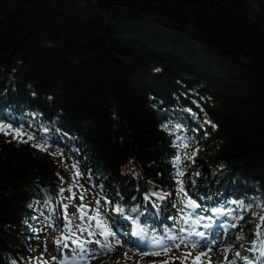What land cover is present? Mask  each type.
<instances>
[{"label": "trees", "instance_id": "1", "mask_svg": "<svg viewBox=\"0 0 264 264\" xmlns=\"http://www.w3.org/2000/svg\"><path fill=\"white\" fill-rule=\"evenodd\" d=\"M0 122L35 135L0 134V264L41 257L46 220L65 229L70 160L121 239L80 264H191L185 249L198 247L137 251L128 217L160 232L192 210L172 161L193 152L182 179L194 216L231 211L215 245L264 264L248 251L264 209V0H0ZM45 135L47 151L31 146Z\"/></svg>", "mask_w": 264, "mask_h": 264}, {"label": "snow or ice", "instance_id": "2", "mask_svg": "<svg viewBox=\"0 0 264 264\" xmlns=\"http://www.w3.org/2000/svg\"><path fill=\"white\" fill-rule=\"evenodd\" d=\"M156 71H159V69H157ZM187 111L191 112V109H188ZM34 115H37V114H34ZM170 122L171 121H169V123ZM56 123L57 121H53L52 122L53 126ZM169 123L162 124V128L167 131L169 128ZM207 123L211 124V121H207ZM182 126H183L182 124L177 123L174 126V128L180 129L182 128ZM212 126L213 128L215 127V125H212ZM29 127H31V125H29ZM49 132H50L49 127L47 126L43 127V133L48 134ZM55 132L57 134H60L61 139H64L68 135L67 133H60V129H55ZM0 134H4L6 136L11 135L12 139L16 140L18 143H30L31 141L35 139L34 134L23 130V124H20L19 127L13 129L11 123L5 124V123L0 122ZM205 135H207V133H205ZM42 139L44 140V144L35 143V144H31V146L38 148L42 151H47V146L49 145V140L51 139V137L48 135H45L42 137ZM177 139L179 140L182 138L177 137ZM175 146L177 148H180V147L187 148L188 144L187 143H184L183 145L177 144ZM72 151H78V149H72ZM49 154L53 156L59 155L63 157V152L59 150L55 153H49ZM194 156H195L194 152L191 154L185 153V157H187L189 160H193ZM61 163L64 164L65 168L68 167V165L63 161V159L61 160ZM172 164L174 168L176 169V176L181 178L178 180V183L180 185L179 191L183 194L182 202L185 204L186 207H190L193 209L199 208L200 205L196 202V200L189 197L188 193L184 189V186H183L184 181L182 177L185 175V172L184 170H182L181 156L177 155L175 159L172 161ZM71 167L74 170V172L71 175V179L77 181L76 186L82 189V186H80L78 183V178L82 176V173L79 169V164L73 163ZM57 175L59 176V174ZM193 175L199 176L200 173L196 172ZM60 180L62 182L63 177H60ZM192 183L195 184V180H193ZM65 190H66L65 187H59V192H65ZM67 190L71 192V196L68 197V199L76 198V193L72 192L71 185L67 187ZM84 191L86 190L82 189L79 195V199L82 202L84 200ZM96 203L99 204L100 201H96ZM107 203H111V201H107ZM233 203H236V201H233ZM240 206L250 207V205H247V206L244 205L243 201H240ZM29 207H31V205H29ZM63 208L66 210L68 208V205L64 204ZM77 208H78V211L80 212L79 219L83 221L87 218L88 221L95 222L96 227L100 231L93 232V231H90L88 228L81 227L80 225H76L74 229L71 224V221L69 220V222L64 225V227L67 229V234L62 233L61 237L54 239V244H56L58 247L62 249H70L75 255L80 256L82 258H87L89 260L94 258L93 255L89 254L90 253L89 245H93V244L97 245L98 250L101 252L112 251L115 245L108 238L109 237L116 238V232L110 230L107 227L106 221L100 218L99 210H97L95 214L89 215L86 211V209L88 208V205L81 203L80 205H77ZM114 211L119 214L124 213V209L119 206H116L114 208ZM132 211H136V209H133ZM211 211L215 213L221 212V210L217 208H213L211 209ZM253 215L255 216L256 214L253 213ZM65 219H67V217H65ZM128 219L131 220L132 218L129 216ZM202 219H205V218L198 217L193 223L199 224ZM207 219L210 220L211 218L208 217ZM240 219H243V217H240ZM25 223H27V221H25ZM184 223L185 224L188 223L187 218L184 219ZM205 227L210 228L211 225L210 224L205 225ZM222 227H224L226 230L228 227L227 223L222 225ZM231 227H236V224H232ZM29 228L31 231L35 233V229L31 225L29 226ZM178 231L179 233H185L187 232V229L180 228ZM169 232H171V230H169ZM192 234L193 233H189L188 236H182L178 234H168L161 238L152 237L151 239H149L148 233L145 230L141 229L133 233V235L137 237V240L132 243H134V246L137 248V251L139 250L141 246L147 249V251L143 253L144 255H148V254L167 255V252L170 248L179 249L182 245L186 248L190 247L193 250L196 249L197 247H205L207 251L198 253L192 259V262H191V264H203V258L208 257V253L211 252L212 246H214V244L216 243V236H218V234H216V236H212V238L210 239L209 236L212 235L211 233L206 235L204 232H194V235L198 237V239L195 242L189 243L190 237ZM97 236L101 237L102 239L95 238ZM255 237L256 239L250 242L252 246L248 248V251L255 254L252 258L253 261H262L264 260V216L259 217V223L257 224V232L255 233ZM238 238H243V237H238ZM115 242L116 244L121 243L118 239H116ZM92 251H95V250H92ZM125 255L127 256V253H125ZM191 255H192V252H188L186 254V257L191 256ZM236 256L239 257L240 254L236 253ZM225 259L227 260V256H225ZM241 259L248 261V264H252V261H249L248 257H241ZM52 260L56 261L57 257H52ZM13 264H17V261L13 260ZM29 264H50V262L44 260L43 254H42L41 257L33 258V260L29 261ZM59 264H69V261L67 259L61 258L59 260ZM163 264H171V262L164 261ZM181 264H183V261H181ZM229 264H235V260L230 261Z\"/></svg>", "mask_w": 264, "mask_h": 264}, {"label": "rangeland", "instance_id": "3", "mask_svg": "<svg viewBox=\"0 0 264 264\" xmlns=\"http://www.w3.org/2000/svg\"><path fill=\"white\" fill-rule=\"evenodd\" d=\"M41 144H44V141L40 140ZM182 159V165L184 164L185 161V156L182 155L181 156ZM73 163L70 160V165L69 167H71ZM77 183V181H76ZM78 183L80 186H82L84 191V200L83 202L79 199V195L81 192V188L77 187L76 184L75 185H71L72 186V192L76 193V198L74 199H68V197L71 196V192H69L66 188L65 192H63V194L59 197V205H61L63 207L64 204L68 205V208L65 210L63 208V215L64 217L62 219L65 220V224H67L69 222V220L71 221V224L73 226V228L75 229L76 225H80L81 227L84 228H88L90 231L93 232H99L100 230L96 227L95 222H90L87 220V218L85 220H80L79 216H80V212L78 211L77 205H80L81 203H84L86 205H88V208L86 209L87 213L89 215H93L96 213L97 210H99L100 213V218H102L103 220L106 221L107 227L116 232V238H112L109 237L108 239L111 240L113 242V244L115 245L112 251H107V252H101L98 250V246L93 244V245H89V249H90V255H97L100 254L102 256L104 255H108L111 254L114 250H116L118 248L119 244H116V239H118L121 242L120 236H119V232L116 228H114L113 224L109 221L106 211L103 209V207L101 206V204H97L96 201H99L98 197L95 196L93 194L92 191H90V188L81 183L80 179L78 178ZM193 210V209H192ZM192 210H187L184 213H180L177 214L176 216H174L173 220L170 222H166V224L164 225L162 231L158 232H153L149 229H145V227H140L138 226V224L134 221V218H132L131 220H129L130 222H134V226L135 228L138 229H142L145 230L148 233L149 239H151L152 237L155 238H161L164 237L168 234H178V235H182V236H188L189 233H193L190 237V241L191 242H195L198 237H196L194 235V232H204L206 235H208L209 233H211L212 235L209 236V238L211 239L212 236H216L218 229L217 228H224L222 227V225L225 224L224 220L225 218L230 215L232 212H223L221 209L220 213H214L215 218L212 220L207 219L206 217H204L205 219H202L201 222L199 224H195L193 223L198 217L194 216V211ZM260 216H264V209L262 211V213H260ZM58 217H60L58 215ZM65 217H67V219H65ZM168 218L170 219V216L168 214ZM187 218L188 219V223L185 224L184 223V219ZM45 226L44 228H42L40 230V232H42L39 236V242L40 245L42 246L43 249V259L46 261H49L50 264L51 263H59V260L61 258L67 259L69 261V264H77L79 262H81L82 260L86 259V258H82L80 256L75 255L70 249H62L60 247H58L56 244H54V239L61 237V234H67V229L65 228L64 230H60V229H55L53 227H51V225H49V221L46 220L45 222ZM64 224V223H62ZM211 225L210 228L205 227V225ZM180 228H185L187 229V232L185 233H179V229ZM169 230H171V232H169ZM217 237V236H216ZM97 239H102L101 237L97 236L95 237ZM95 250V251H92ZM207 249L205 247H199V249H196L195 251H191L192 255L191 256H187L190 261L192 262V259L201 252H206ZM187 252H190L189 250L185 249V255L187 254ZM225 249L223 247L217 246L214 244V246H212V250L210 253H208V257L203 258V264H229L230 259L227 258V260L225 259ZM52 257H57L56 261L52 260ZM127 256L125 255V253H122L120 255V259L122 260L123 258H126ZM210 258V260H209ZM139 264H144V263H140Z\"/></svg>", "mask_w": 264, "mask_h": 264}]
</instances>
